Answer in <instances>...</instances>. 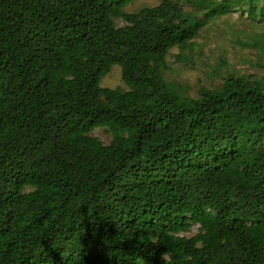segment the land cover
I'll use <instances>...</instances> for the list:
<instances>
[{
	"label": "trees",
	"instance_id": "obj_1",
	"mask_svg": "<svg viewBox=\"0 0 264 264\" xmlns=\"http://www.w3.org/2000/svg\"><path fill=\"white\" fill-rule=\"evenodd\" d=\"M132 1L0 0V264H264V0ZM233 13L255 71L169 81Z\"/></svg>",
	"mask_w": 264,
	"mask_h": 264
},
{
	"label": "rangeland",
	"instance_id": "obj_2",
	"mask_svg": "<svg viewBox=\"0 0 264 264\" xmlns=\"http://www.w3.org/2000/svg\"><path fill=\"white\" fill-rule=\"evenodd\" d=\"M161 0H133L126 11L135 13L141 8L157 5ZM238 13H233L229 19H214L200 32L196 41L202 46L201 52L191 57L187 65H182L176 58L177 53L174 50L167 58V64L170 68L166 77L169 81H175L189 86V91H196V79L199 77L207 87H213L218 83V77L212 78V70L219 57H224L229 65L240 74H251L255 71L252 66L245 61L255 59V54L246 51L238 46L234 41L233 32L237 25ZM117 26L123 23L120 20H114ZM199 49V48H198ZM206 74V75H205ZM102 87L124 88L120 79V69L113 66L109 73L100 81ZM91 136L99 138L103 144H108L111 135L106 128H95L91 131ZM197 232V225H193L189 232L184 233L190 237Z\"/></svg>",
	"mask_w": 264,
	"mask_h": 264
},
{
	"label": "clouds",
	"instance_id": "obj_3",
	"mask_svg": "<svg viewBox=\"0 0 264 264\" xmlns=\"http://www.w3.org/2000/svg\"><path fill=\"white\" fill-rule=\"evenodd\" d=\"M183 232H184V230L180 229V230H178L176 232H173L172 235L179 236ZM168 257H169V253L167 251H165L164 253L161 254V259H167Z\"/></svg>",
	"mask_w": 264,
	"mask_h": 264
}]
</instances>
